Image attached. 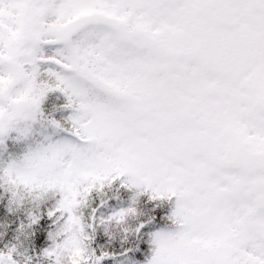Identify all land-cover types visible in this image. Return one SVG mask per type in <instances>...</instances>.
I'll list each match as a JSON object with an SVG mask.
<instances>
[{
	"label": "snow or ice",
	"instance_id": "obj_1",
	"mask_svg": "<svg viewBox=\"0 0 264 264\" xmlns=\"http://www.w3.org/2000/svg\"><path fill=\"white\" fill-rule=\"evenodd\" d=\"M56 92L71 110L59 120L43 107ZM9 140L27 148L0 162V195L14 208L56 197L47 264L110 258L81 210L112 188L132 205L99 223L125 232L142 196L172 205L164 229L154 209L132 230L146 264H264V0H0ZM31 225L42 242L48 221ZM0 264H21L15 246Z\"/></svg>",
	"mask_w": 264,
	"mask_h": 264
},
{
	"label": "trees",
	"instance_id": "obj_2",
	"mask_svg": "<svg viewBox=\"0 0 264 264\" xmlns=\"http://www.w3.org/2000/svg\"><path fill=\"white\" fill-rule=\"evenodd\" d=\"M66 103V97L56 92L49 95L43 107L46 114L59 120L70 114L71 110H56ZM42 131L46 135L54 132L51 128L42 129ZM26 148V144H18L9 140L6 148H0V162H7L21 156ZM133 195L131 191L118 188L97 192L92 195L88 205L81 210L88 223L92 222L93 216L96 217L91 247L96 250L97 254L103 251L112 254L110 258L104 260L103 264H146L147 259L152 255V246L147 236L138 238L132 230L141 220L154 214V209L159 213L158 219H160L157 229L167 227L163 218L170 214L172 205L165 202L157 208L156 203L151 201L147 195L139 199L136 206L140 215L128 221V232L120 227L105 226L99 223L100 219H106L114 212L131 206ZM55 202L56 197L50 194L43 202L28 201L22 208H14L6 195H0V209L3 211V216H0V251H7L8 248L15 246L21 264H25L29 257L32 258L33 264H47V261L43 259V252L53 243L50 235L60 227L59 223L54 222L55 218L50 219L47 215L48 211L55 206ZM33 212L40 215L42 220L48 221L42 242L39 240L41 235L38 231L39 225L30 226V216ZM134 240L139 247L134 248V251L127 256L121 255Z\"/></svg>",
	"mask_w": 264,
	"mask_h": 264
}]
</instances>
